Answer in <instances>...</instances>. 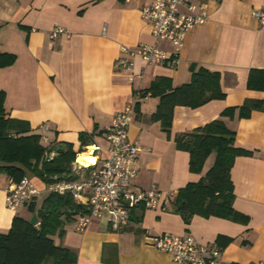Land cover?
I'll return each instance as SVG.
<instances>
[{
    "label": "crops",
    "instance_id": "crops-1",
    "mask_svg": "<svg viewBox=\"0 0 264 264\" xmlns=\"http://www.w3.org/2000/svg\"><path fill=\"white\" fill-rule=\"evenodd\" d=\"M194 1L207 9L208 20L187 34L177 67L137 56L133 71L140 76L130 83L117 63L122 44L173 50L168 41L156 43L143 17V8L153 0H0V52L16 55L13 64L0 66V90L6 92L11 117L29 121L49 140L72 142L80 150L77 165L94 157L92 167L108 154L106 131L113 114L136 100L130 138L142 151L131 189L157 186L160 207L145 208L140 222L122 230H114L106 216L93 218L85 231L76 230V221L68 223L55 240L77 253V264H175L169 253L147 243L146 231L191 234L202 243L231 237L228 244H218V264H264V110H253L246 118L238 111L234 117L222 115L246 99L264 100V91L247 86L250 70L264 68V25L253 16L255 8H264V0ZM55 26H64L69 35L51 38ZM200 67L220 72L226 96L198 108L176 106L169 134L152 118L159 99L143 92L161 76L169 77L173 86L188 83ZM217 118L236 132L237 145L251 152L238 156L231 170L234 208L249 221L195 215L186 223L172 202L180 188L202 175L190 170V154L176 147L175 136ZM82 132L90 144H81ZM213 160L211 155L206 167ZM10 181L0 174V232L9 230L16 214L31 215L27 205L17 211L7 206ZM40 194L39 203L45 197Z\"/></svg>",
    "mask_w": 264,
    "mask_h": 264
},
{
    "label": "trees",
    "instance_id": "trees-1",
    "mask_svg": "<svg viewBox=\"0 0 264 264\" xmlns=\"http://www.w3.org/2000/svg\"><path fill=\"white\" fill-rule=\"evenodd\" d=\"M15 60V54L0 52V66L11 65ZM247 86L264 91V68L250 70ZM143 94L159 99L152 118L169 134L176 106L198 108L226 96L220 72L206 67L194 70L191 80L179 86H173L169 77H157ZM5 100L6 92L0 90V174L17 182L23 177L32 179L30 174H34L45 184L79 178L75 163L80 150L72 142L43 141L42 133L34 131L29 121L10 116ZM253 110H264V100L246 99L241 106L227 107L222 115L234 117L238 111L239 117L246 118ZM80 141L82 145H88L91 138L82 132ZM175 144L189 152L190 170L202 177L178 190L172 202L174 211L186 223H190L195 215L247 223L249 217L234 208L231 170L238 156L251 152L237 145L236 132L223 119L217 118L178 133ZM211 155L214 156L213 163L206 167ZM36 199L27 204L29 217L16 214L9 230L0 232V264H77V253L57 243L55 236L64 235L68 223L76 221L79 215L89 214L90 210L75 201L70 193L50 192L41 203ZM144 209L143 204L133 208L132 219L140 222ZM34 213L38 217L37 223L31 222ZM232 240L220 236L218 244L226 245Z\"/></svg>",
    "mask_w": 264,
    "mask_h": 264
},
{
    "label": "built area",
    "instance_id": "built-area-1",
    "mask_svg": "<svg viewBox=\"0 0 264 264\" xmlns=\"http://www.w3.org/2000/svg\"><path fill=\"white\" fill-rule=\"evenodd\" d=\"M142 14L151 24L156 43L168 41L173 45V50H165L157 44H142L137 48L122 44L117 63L128 73L130 83L140 76L133 71L137 56L149 63L177 67L187 34L208 20L207 9L194 0H153L143 8ZM253 16L264 25V8H255ZM62 34L69 35L64 26H55L50 30L53 39ZM135 103L136 100H132L123 110L113 114L106 131L108 154L100 165L90 167L75 163L77 173L87 167L91 168L89 173L75 180L46 184V190L70 193L75 201L90 210L89 214L79 215L76 219L77 231H85L93 218L101 216H106L114 230H122L134 224L132 210L139 204L145 205V208L160 207L162 193L157 186L152 185L139 192L131 189L138 173L137 164L142 151L141 144L130 138ZM42 140L50 141L45 135ZM40 192L29 177H23L19 182L11 180L6 188L7 206L17 211L34 201ZM144 238L148 244L169 253L175 264H218L221 255V247L217 243H202L191 234H157L146 231Z\"/></svg>",
    "mask_w": 264,
    "mask_h": 264
},
{
    "label": "rangeland",
    "instance_id": "rangeland-1",
    "mask_svg": "<svg viewBox=\"0 0 264 264\" xmlns=\"http://www.w3.org/2000/svg\"><path fill=\"white\" fill-rule=\"evenodd\" d=\"M30 177L32 178L35 185L41 190V192H40L41 194H40L39 198L42 199L44 196H47L50 193V191L46 190V188H45L46 184L38 176H36L34 174L33 175L30 174Z\"/></svg>",
    "mask_w": 264,
    "mask_h": 264
},
{
    "label": "bare ground",
    "instance_id": "bare-ground-1",
    "mask_svg": "<svg viewBox=\"0 0 264 264\" xmlns=\"http://www.w3.org/2000/svg\"><path fill=\"white\" fill-rule=\"evenodd\" d=\"M80 160V159H79ZM82 162H85L86 163V165H90V164H93L94 163V161H96V159L94 158V157H84V159L83 160H81ZM89 161H91V162H89Z\"/></svg>",
    "mask_w": 264,
    "mask_h": 264
},
{
    "label": "water",
    "instance_id": "water-1",
    "mask_svg": "<svg viewBox=\"0 0 264 264\" xmlns=\"http://www.w3.org/2000/svg\"><path fill=\"white\" fill-rule=\"evenodd\" d=\"M37 220H38L37 214L34 213L33 216H32V218H31V222L32 223H37Z\"/></svg>",
    "mask_w": 264,
    "mask_h": 264
}]
</instances>
